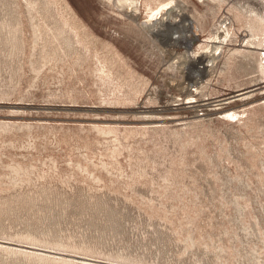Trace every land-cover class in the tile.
Listing matches in <instances>:
<instances>
[{"label":"rangeland","instance_id":"obj_1","mask_svg":"<svg viewBox=\"0 0 264 264\" xmlns=\"http://www.w3.org/2000/svg\"><path fill=\"white\" fill-rule=\"evenodd\" d=\"M118 1L0 0V264H264V0Z\"/></svg>","mask_w":264,"mask_h":264},{"label":"bare ground","instance_id":"obj_2","mask_svg":"<svg viewBox=\"0 0 264 264\" xmlns=\"http://www.w3.org/2000/svg\"><path fill=\"white\" fill-rule=\"evenodd\" d=\"M127 1H132V0H119L117 3H118V5L123 7V6H125L124 4H126ZM126 7H127V5H126ZM184 7L180 3L172 4V2L171 3L168 2V4L161 6L158 10H156L154 13H152L146 21H143L140 24V27L143 30H146L150 35H153L154 37H159V36L162 37V33H163L162 28L163 27H172V26L177 27L176 23H178V19L183 20L184 21L183 26H185L186 28L183 31L182 36L180 35V37L174 38L173 37L174 35L172 34L169 39H170V41H173V43L174 42L176 44L181 43L187 49H190V46H191L193 40L195 39L196 34L194 33V28H193L192 22L190 20H188L184 15ZM173 13H175L174 16L172 15ZM170 29L171 28H169V30ZM176 44H174V45H176ZM218 48L219 47H213L211 49V51L209 50L207 52H201V53L191 52L188 54V59L190 61L191 66L193 65V66L197 67L198 65H201V67L199 66L196 68L197 73H201V74H203L204 72L206 73L207 68L212 66L213 60H214V57L217 53ZM190 74H192V73H190ZM242 96H243V94H238V95L233 96V97H236L237 99L236 98L235 99L238 100ZM232 99H234V98H230V102L232 101ZM226 115H228V113H226ZM229 115H230V113H229Z\"/></svg>","mask_w":264,"mask_h":264}]
</instances>
